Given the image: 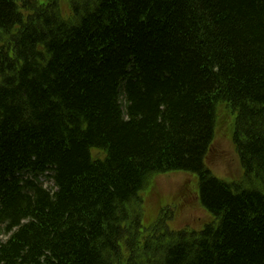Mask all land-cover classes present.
Returning <instances> with one entry per match:
<instances>
[{"label": "trees", "instance_id": "16d2710c", "mask_svg": "<svg viewBox=\"0 0 264 264\" xmlns=\"http://www.w3.org/2000/svg\"><path fill=\"white\" fill-rule=\"evenodd\" d=\"M176 172L213 221L144 226ZM3 228L0 264H264V0H0Z\"/></svg>", "mask_w": 264, "mask_h": 264}, {"label": "rangeland", "instance_id": "374dc122", "mask_svg": "<svg viewBox=\"0 0 264 264\" xmlns=\"http://www.w3.org/2000/svg\"><path fill=\"white\" fill-rule=\"evenodd\" d=\"M218 112L222 123L226 122L228 125H222L221 123V126L220 122H217L215 143L205 163L217 177L226 181L238 180L242 177L243 170L233 141L230 138V129L235 122V113L231 112L225 104L220 106ZM197 181L195 174L187 172H176L160 176L157 180V186L160 190L158 200L163 198L162 204L156 207L158 211L156 210L154 215L151 214L149 221H146V216L143 217L144 226L151 225L154 222L152 220L158 219L170 207L168 212L171 217L167 221L170 228L191 227L197 230L202 229L207 222L211 221L213 215L204 209L199 202L195 187ZM173 197L176 198L175 201L172 200ZM0 238H6L1 231Z\"/></svg>", "mask_w": 264, "mask_h": 264}]
</instances>
